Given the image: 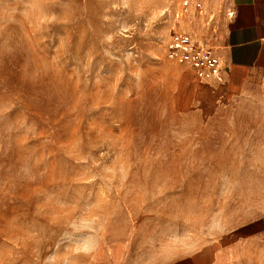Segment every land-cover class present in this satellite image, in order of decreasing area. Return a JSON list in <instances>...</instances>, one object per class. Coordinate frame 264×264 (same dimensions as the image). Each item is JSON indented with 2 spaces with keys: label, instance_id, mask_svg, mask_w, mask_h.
Masks as SVG:
<instances>
[{
  "label": "rangeland",
  "instance_id": "374dc122",
  "mask_svg": "<svg viewBox=\"0 0 264 264\" xmlns=\"http://www.w3.org/2000/svg\"><path fill=\"white\" fill-rule=\"evenodd\" d=\"M229 2L0 0V264H264V108L166 55Z\"/></svg>",
  "mask_w": 264,
  "mask_h": 264
},
{
  "label": "crops",
  "instance_id": "0c3cea01",
  "mask_svg": "<svg viewBox=\"0 0 264 264\" xmlns=\"http://www.w3.org/2000/svg\"><path fill=\"white\" fill-rule=\"evenodd\" d=\"M221 36L212 43L222 58L223 81L210 83L220 98L256 102L264 108V0H230ZM167 264H218L216 252L204 249Z\"/></svg>",
  "mask_w": 264,
  "mask_h": 264
},
{
  "label": "built area",
  "instance_id": "2783aa9c",
  "mask_svg": "<svg viewBox=\"0 0 264 264\" xmlns=\"http://www.w3.org/2000/svg\"><path fill=\"white\" fill-rule=\"evenodd\" d=\"M166 55L169 60L193 70L200 80L222 82L224 79L222 58L208 38L176 30L169 38Z\"/></svg>",
  "mask_w": 264,
  "mask_h": 264
},
{
  "label": "bare ground",
  "instance_id": "6f19581e",
  "mask_svg": "<svg viewBox=\"0 0 264 264\" xmlns=\"http://www.w3.org/2000/svg\"><path fill=\"white\" fill-rule=\"evenodd\" d=\"M206 91V92H205ZM202 90L200 92V97L202 99L203 102H205L206 104H216L217 99L219 96H216L215 93L213 92V89L210 88L209 90Z\"/></svg>",
  "mask_w": 264,
  "mask_h": 264
}]
</instances>
